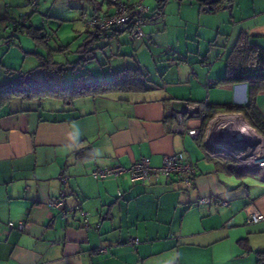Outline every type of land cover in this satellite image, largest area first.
I'll use <instances>...</instances> for the list:
<instances>
[{"label":"crops","instance_id":"crops-1","mask_svg":"<svg viewBox=\"0 0 264 264\" xmlns=\"http://www.w3.org/2000/svg\"><path fill=\"white\" fill-rule=\"evenodd\" d=\"M103 8L102 3L94 7L102 13L112 10L108 2ZM232 27L224 45L208 40L202 49L179 51L178 61L165 56L160 81L151 80L146 90L9 104L0 114V264H256L255 251L264 248V219L248 223L246 218L249 205L264 214V180L255 170H237L208 157L205 128L194 139L173 131L169 116L173 107L246 102L245 84L219 80L240 32L264 46V7ZM120 34L105 37L102 47L97 45L101 39L94 41L87 56L96 59L97 48L103 50L113 38L118 42ZM157 37L150 53L158 61L172 48L160 33ZM137 41L122 53L136 63L146 43ZM111 69H101V77ZM256 104L264 115V91ZM185 122L202 129L203 118ZM176 152L187 154L197 168L190 188L174 177L139 182L128 173L91 175L94 165L128 166L141 156L159 166L165 155ZM60 173L69 176L62 207L87 211V230L78 212L63 216L62 207L49 205L62 190ZM208 196L211 203H198ZM21 219L24 230L7 226ZM129 236L138 243L129 244Z\"/></svg>","mask_w":264,"mask_h":264},{"label":"rangeland","instance_id":"rangeland-1","mask_svg":"<svg viewBox=\"0 0 264 264\" xmlns=\"http://www.w3.org/2000/svg\"><path fill=\"white\" fill-rule=\"evenodd\" d=\"M134 1H141L147 6L149 8L148 14L152 13L157 4L156 0ZM107 2L108 0H38L35 11L29 15L28 23L40 28L42 34L49 36L48 45L54 48L51 51L45 43H41L31 35L20 31H15L14 36H12L13 44L7 46L5 36L10 33V28L7 27L10 20L1 18L5 16L19 18L26 12H30V6L25 0H0V81L7 76V70L23 73L45 67L43 65L44 59L50 58V53L53 60L60 64L66 65L68 62H73L78 56L75 50L79 44L85 41L88 28L82 18V13L93 12L97 3L103 4L102 10L104 11ZM262 7H264V0H233L231 3L219 4L214 7L213 11H206L200 0H166L164 1L163 15H154L152 19L145 21L146 36L143 39L146 43L143 44L144 48L142 47L144 50L137 52L138 64L133 58L122 54L124 50L126 51L133 45L135 47L138 41L132 44L125 39L124 35L120 34L118 42L113 38L103 50L99 47L97 48L98 51L95 49L96 59L91 58L84 64V67L97 77H101V69H105V67L116 69L124 65H139L148 71L152 81L158 82L162 75L160 64L167 62L164 59L165 56L170 61H178L175 54L179 51L185 52L187 47L196 51L199 47L204 48L210 41H215L218 44L220 40L224 45L225 39L232 31L234 21L238 22L241 16L244 18L248 13L253 14L254 11L261 10ZM163 32L164 35L162 36ZM158 33L161 34L167 47L171 45L172 50H165L161 60L157 61L153 59L150 48L158 44ZM104 40V38L101 39L97 45L102 47ZM67 44L69 47L64 51L60 49V46ZM215 57L211 58L214 61L218 60ZM71 75L70 68L66 67L61 74L50 70L49 79L59 82L63 77L68 78ZM86 76L90 78L89 74ZM224 118L226 117L217 116L213 120V124L219 123Z\"/></svg>","mask_w":264,"mask_h":264},{"label":"trees","instance_id":"trees-1","mask_svg":"<svg viewBox=\"0 0 264 264\" xmlns=\"http://www.w3.org/2000/svg\"><path fill=\"white\" fill-rule=\"evenodd\" d=\"M232 1L233 0H200V3L202 6L211 5L216 7L219 4L225 2L231 3ZM26 3L30 6V12L28 11L26 12L27 14L25 13L26 21H20V17L25 14L21 15L19 18H12L10 16L1 18L10 20L7 25V27L10 28V33L5 36L7 39L5 44L7 46L13 44L12 36H14L15 31H20L31 35L39 42L49 46V36L47 34H42L40 28H36L31 23H28L29 15L35 11L37 4L35 9H32L27 1ZM108 3L110 4L109 0ZM127 4L131 5L130 3ZM111 8V11L105 13H112L114 10L113 5H111ZM163 9L164 0H157V4L152 10L151 15H147L149 10L144 14L145 20L147 18L152 19L154 15H163ZM94 12L104 14L98 9H93L91 13L83 12L82 18L84 13L92 14ZM84 21L91 30L88 31L86 41L77 46L75 52L78 56L73 62H68L66 65L60 64L53 60L52 54L50 53V58L44 59L43 65H45V67L40 69L36 68L23 73H14L7 70V76L0 81V114L5 112V109L14 100L28 101L54 97L64 101H71L74 98L84 96H98L118 91H141L148 89L149 83L151 82L148 71L138 65L134 67L125 66L119 69H111L108 77H97L89 69H85L84 64L88 60H91V58L94 59V55L90 57L87 56L89 51H93V48H89V45L96 40L113 35L115 36L120 33L124 34V32L110 30L106 34H102L96 27L88 24L86 19H84ZM68 47L69 44L60 46V49L64 51ZM50 50L52 51L54 48L50 47ZM201 65L208 64L206 61H202ZM66 67H69L71 70L72 75L70 77H63L59 82H54L49 79L50 70L54 73L61 74ZM78 67H81L79 72L74 73ZM224 67V76L219 82L227 84H245L246 102L244 104L226 103L222 106H201L199 104L200 109L206 113L205 117H203L202 129L200 130L203 131L208 121L219 112L218 109H222L223 111L229 112H241L248 123L264 136V115L261 114L256 104L258 93L264 91V46L253 42L250 35L246 32H240L233 47L224 58ZM87 74L90 75V78H87ZM255 254L256 264H264V248L257 249Z\"/></svg>","mask_w":264,"mask_h":264},{"label":"built area","instance_id":"built-area-1","mask_svg":"<svg viewBox=\"0 0 264 264\" xmlns=\"http://www.w3.org/2000/svg\"><path fill=\"white\" fill-rule=\"evenodd\" d=\"M32 9H35L38 0H26ZM113 5L112 13L92 14L84 13L83 18L87 23L96 27L102 34L110 30L124 32L126 39L130 42L141 40L146 36L144 30L145 17L149 8L141 1H136L128 5L124 0H109ZM27 14V13H26ZM26 14L20 17V21H26ZM81 67H78L74 73H78ZM223 114V115H222ZM206 113L200 109L199 104L187 105L184 109L173 107L169 110L171 117V128L173 131L186 134L191 138L200 137L201 130L198 127H189L185 119L193 116L205 117ZM225 116L219 123L213 124L217 116ZM239 112H220L216 113L207 123L203 136L204 149L208 157L218 162H228L232 168L247 171H257L258 177L264 180V136H262L253 126H251ZM240 132H239V131ZM128 173L132 181L145 182L158 178L174 177L178 179L183 188H190L195 181L196 166L191 158L184 152L167 154L163 157L162 164L153 166L147 156H141L130 165L124 166L120 163L112 165H94L91 175L95 179H101L111 176H118ZM62 190L60 194L49 201L52 207H62L65 196L64 187L68 183L69 176L66 173H60L58 176ZM211 197L201 198L198 203H211ZM222 205H227L226 201H220ZM78 212L82 219V227L90 228L88 222V212L80 206L62 207L63 216ZM264 219V214L254 206H248L246 222L252 223ZM7 226L19 231L24 230V220L8 221ZM129 244L138 243L136 236H129ZM107 252L106 248L100 249ZM174 264V263H167Z\"/></svg>","mask_w":264,"mask_h":264},{"label":"water","instance_id":"water-1","mask_svg":"<svg viewBox=\"0 0 264 264\" xmlns=\"http://www.w3.org/2000/svg\"><path fill=\"white\" fill-rule=\"evenodd\" d=\"M203 8H204V10H206V11H213V10H214V7L211 6V5H205V6H203Z\"/></svg>","mask_w":264,"mask_h":264},{"label":"bare ground","instance_id":"bare-ground-1","mask_svg":"<svg viewBox=\"0 0 264 264\" xmlns=\"http://www.w3.org/2000/svg\"><path fill=\"white\" fill-rule=\"evenodd\" d=\"M239 131V130H238ZM240 132V131H239Z\"/></svg>","mask_w":264,"mask_h":264}]
</instances>
